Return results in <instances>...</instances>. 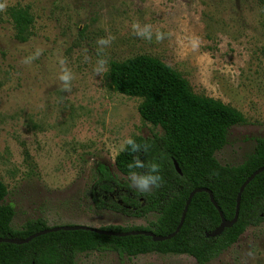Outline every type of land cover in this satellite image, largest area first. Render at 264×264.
I'll list each match as a JSON object with an SVG mask.
<instances>
[{"label":"rangeland","instance_id":"1","mask_svg":"<svg viewBox=\"0 0 264 264\" xmlns=\"http://www.w3.org/2000/svg\"><path fill=\"white\" fill-rule=\"evenodd\" d=\"M17 4L33 15L25 41L14 37L7 14ZM133 24L150 25L151 40L136 35ZM137 55L162 60L196 94L243 115L215 152L220 163H241L255 138L264 136V9L258 0H0V180L7 188L3 204L14 208V227L37 217L48 226L91 227L146 226L152 219L97 209L90 195L97 163L130 184L114 166L120 144L161 131L141 118L139 97L109 82L111 61ZM101 59L105 70L98 72ZM62 69L71 79L59 80ZM75 264L195 260L90 251L78 254ZM210 264H264V222L247 227Z\"/></svg>","mask_w":264,"mask_h":264},{"label":"trees","instance_id":"2","mask_svg":"<svg viewBox=\"0 0 264 264\" xmlns=\"http://www.w3.org/2000/svg\"><path fill=\"white\" fill-rule=\"evenodd\" d=\"M264 9V0H258ZM7 14L14 37L25 41L33 15L28 6L13 5ZM112 88L141 99L138 112L144 121L160 127V133L135 136L137 153L120 151L114 159L118 172L129 177L128 164L134 156L144 163L159 165V187L141 193L127 181L117 179L104 163H97L90 195L97 209H109L128 217L147 218L146 226H101L128 231L144 229L167 235L178 225L187 197L197 187L208 188L226 219H232L240 185L257 168L264 166V136L255 138L253 151L237 164H222L215 152L227 141L229 128L244 122L232 106L213 97L196 94L188 80L162 60L137 55L109 64ZM146 149V150H145ZM177 164L180 172L175 168ZM144 172L146 169H134ZM7 188L0 180V237L25 238L46 227L43 217L14 227V208L3 204ZM221 218L207 192L194 194L179 231L162 241L146 235L115 236L89 230H58L37 236L24 244L0 243V264H75L78 254L110 251L136 256L144 253L186 254L195 264L210 261L234 244L249 226L264 222V171L258 173L241 193L236 222L211 237Z\"/></svg>","mask_w":264,"mask_h":264},{"label":"water","instance_id":"3","mask_svg":"<svg viewBox=\"0 0 264 264\" xmlns=\"http://www.w3.org/2000/svg\"><path fill=\"white\" fill-rule=\"evenodd\" d=\"M175 168L178 172H180V169L178 168L176 163H175ZM262 171H264V166L259 167L256 170H254L240 185L239 191H238L237 197H236L235 213H234V216L232 219H226L224 217L220 207L218 206V204L216 203V201L213 197L212 192L208 188L197 187V188H194L193 190L190 191V193L187 197V200H186L180 221H179L178 225L176 226L175 230L173 232L167 234V235H157V234H155L149 230H144V229L128 230V231H113V230L101 229L99 227H91V226L83 225V224H72V225L65 224V225H54V226L46 227L40 231L33 233L32 235H30L28 237H25V238L0 237V243L5 242V243H12V244H24V243L29 242L33 238L40 236L42 234L48 233V232H55L58 230H79V229L94 231L96 233L105 234V235H115V236L146 235V236H150L153 239V241L166 240V239L172 238L179 231L180 227L183 224L184 217H185L187 208L190 204L192 197L194 196L195 193L201 192V191L208 193L211 203L216 208V210L218 211L220 218H221V222L217 226V228L211 232L206 233L207 236L214 237V236L221 234L224 228L231 227L236 222L237 217H238L239 203H240V197H241L242 191L244 190L245 186L250 182V180H252L258 173H260Z\"/></svg>","mask_w":264,"mask_h":264},{"label":"clouds","instance_id":"4","mask_svg":"<svg viewBox=\"0 0 264 264\" xmlns=\"http://www.w3.org/2000/svg\"><path fill=\"white\" fill-rule=\"evenodd\" d=\"M133 30L136 35L143 37L146 40H151L152 32L150 25H144L141 27L139 24L132 25ZM162 38V34L157 32L156 39L159 40ZM103 39L99 40L98 43H105ZM37 55L39 52L36 53ZM32 57L25 58V63H27ZM63 65V61H60ZM104 60L98 61V66L96 71H104ZM71 79L70 73L66 69H62V74L59 75V80L68 81ZM67 84H64V87L67 88ZM127 150L130 153H137L141 150V146L138 145L132 137L125 138L119 146V151ZM146 150V149H145ZM129 169V181L130 186L136 188L141 193L146 192L150 187H159L161 177L159 175V165L155 162L144 163L138 156H134L132 161L128 164ZM134 169H146L144 172H136Z\"/></svg>","mask_w":264,"mask_h":264}]
</instances>
